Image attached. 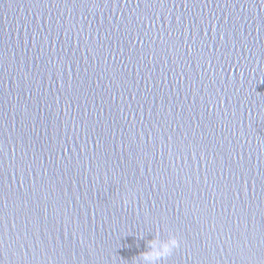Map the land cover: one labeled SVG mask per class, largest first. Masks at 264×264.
<instances>
[{"label":"water","instance_id":"95a60500","mask_svg":"<svg viewBox=\"0 0 264 264\" xmlns=\"http://www.w3.org/2000/svg\"><path fill=\"white\" fill-rule=\"evenodd\" d=\"M264 264V0H0V264Z\"/></svg>","mask_w":264,"mask_h":264},{"label":"clouds","instance_id":"9594fccd","mask_svg":"<svg viewBox=\"0 0 264 264\" xmlns=\"http://www.w3.org/2000/svg\"><path fill=\"white\" fill-rule=\"evenodd\" d=\"M179 246V241L175 235L170 234V243L162 250L146 255L147 264H156V261L162 260L171 255L174 249Z\"/></svg>","mask_w":264,"mask_h":264}]
</instances>
